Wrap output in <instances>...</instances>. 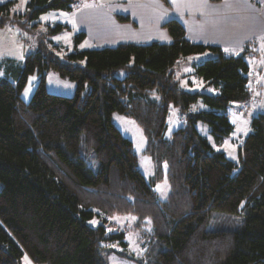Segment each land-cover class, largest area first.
<instances>
[{
	"label": "trees",
	"instance_id": "trees-1",
	"mask_svg": "<svg viewBox=\"0 0 264 264\" xmlns=\"http://www.w3.org/2000/svg\"><path fill=\"white\" fill-rule=\"evenodd\" d=\"M161 1L171 9L169 0ZM76 3L27 0L25 12L17 13L16 0L0 2V30L15 22L34 21L31 28L36 27L42 14L70 11ZM165 27L169 43L69 52L45 39L22 67L14 59L0 63L6 71L0 77V264H22L25 254L35 264H107L105 242L125 235L108 231V217L117 214H134L139 225L150 220L147 264H264V113L253 118L239 163L215 151L196 126L208 124L218 140L232 133L227 109L251 96L249 61L190 40L176 18ZM85 37L82 31L76 40ZM206 52L217 57L197 65L193 74L219 89L216 95L182 89L175 78L180 58ZM121 69L126 76L115 77ZM52 70L77 82L74 96L48 92ZM33 74L40 81L26 102L22 92ZM200 100L207 109L193 110ZM172 105L186 113V125L167 137ZM115 112L144 132V153L154 162L149 181L133 142L112 121ZM165 179L170 193L162 201L155 187ZM219 222L232 228L210 230Z\"/></svg>",
	"mask_w": 264,
	"mask_h": 264
},
{
	"label": "rangeland",
	"instance_id": "rangeland-1",
	"mask_svg": "<svg viewBox=\"0 0 264 264\" xmlns=\"http://www.w3.org/2000/svg\"><path fill=\"white\" fill-rule=\"evenodd\" d=\"M5 1V0H0ZM113 0H78L73 5V12L82 7L106 9L110 8ZM162 3V1L160 0ZM83 3V5H82ZM163 4V3H162ZM27 0H16L15 10L18 13H24L26 10ZM164 5V4H163ZM70 11H49L44 13L38 19L36 27H32L34 21H30L27 25L22 26L20 22H15L7 28L0 30V63L6 59H14L17 65H24L26 55L37 48L41 41L45 39L57 45L67 47L69 52L76 50L94 49L104 47L98 44L91 36L86 35L84 40L79 42L76 40L77 35L82 32L81 25L77 16H72ZM75 14V13H74ZM27 18L23 20L26 21ZM58 24L70 25V29L55 31ZM5 30V31H4ZM83 32H85L83 30ZM172 41V40H171ZM255 51L252 53H242L249 61L251 67L250 91L251 96L248 101H235L227 109L230 121L233 124L232 133L218 140L211 133L210 126L204 122L196 124L199 132L206 137L215 151H225L226 156L235 163H239L238 151L243 145L246 137L253 131L252 121L255 116L264 113V45L261 42L258 46H250ZM211 52L204 54L191 55L180 58L174 68L176 80L182 89L192 92L206 93L210 95L219 94V89L206 85L201 77L193 74L195 68L200 63L208 59H212L215 55L208 57ZM60 55H63L60 53ZM238 55V56H239ZM250 55V56H249ZM217 57V56H215ZM62 61H68L65 57H61ZM81 64H85L83 60ZM6 71L0 68V77H6ZM127 71L121 69L115 73V77L124 78ZM254 74V76H252ZM11 78L14 77L11 75ZM39 75L33 74L29 77L28 82L22 92V98L26 102H30L39 85ZM46 88L48 92L72 97L77 92V82L69 78H63L57 71H50L47 74ZM207 109V106L200 100L193 106V110ZM183 115V116H182ZM113 123L118 127L122 134L129 138L134 145V150L138 156V167L149 181L154 175V162L151 156L144 153L146 147V137L142 128L137 122L119 112L112 115ZM186 125V113L182 112L177 106L172 105L169 109L167 118L166 136L170 137L172 132L179 127ZM96 168V166H94ZM240 170L239 167L234 169V173ZM159 198L162 201L168 199L170 193V185L165 179L158 183L155 187ZM243 217V216H242ZM240 221V216H236ZM139 219L134 214H117L108 217L109 233H124L123 239H115L114 241L105 242L110 244L108 249L102 251V258L107 264H147L148 257L146 251L149 249L153 240L152 226L148 218L144 219L139 225ZM99 220L95 218L91 224L98 225ZM232 228L226 223H213L210 230ZM121 241H124L123 244ZM22 264H35L31 258L25 254L22 258Z\"/></svg>",
	"mask_w": 264,
	"mask_h": 264
},
{
	"label": "crops",
	"instance_id": "crops-1",
	"mask_svg": "<svg viewBox=\"0 0 264 264\" xmlns=\"http://www.w3.org/2000/svg\"><path fill=\"white\" fill-rule=\"evenodd\" d=\"M6 1L9 0L3 2ZM169 2L171 9L160 0H113L111 7L104 10L82 7L69 13L78 17L86 35L103 46L169 43L172 37L165 24L173 18L183 23L190 40L220 47L227 54L255 53L250 46H258L261 42L264 45V0ZM117 15L129 16L131 21H121ZM8 27L10 25L5 30Z\"/></svg>",
	"mask_w": 264,
	"mask_h": 264
}]
</instances>
